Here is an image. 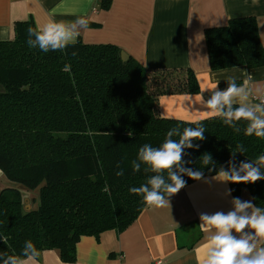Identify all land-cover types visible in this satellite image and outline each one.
I'll return each instance as SVG.
<instances>
[{"label":"trees","instance_id":"obj_1","mask_svg":"<svg viewBox=\"0 0 264 264\" xmlns=\"http://www.w3.org/2000/svg\"><path fill=\"white\" fill-rule=\"evenodd\" d=\"M99 6L108 9L110 0H100ZM29 27H36L32 18L16 21L13 38L0 41V172L38 191V200L30 199L27 210L31 192L0 188V253L19 255L31 240L40 253L55 250L62 262L74 263L82 236L98 239L104 231L121 232L148 207L129 192L150 175L143 167L132 170L139 148L159 147L171 128L195 126L160 116L157 98L195 95L199 86L190 68L148 69L131 57L122 60V50L111 44L78 39L63 51L30 48ZM203 34L211 71L264 67L254 17L232 18ZM198 121L205 139L194 140L199 148L185 149L183 159L191 161L185 167L203 171L204 178L227 170L230 161L238 168L264 154V139L244 135L246 122L237 125V133L219 118ZM241 143L246 150L233 156ZM205 153L214 161L211 171L212 165H202ZM121 169L124 175L117 176ZM183 179L186 185L197 181ZM228 186L234 198L247 189L252 203L264 208V180Z\"/></svg>","mask_w":264,"mask_h":264},{"label":"crops","instance_id":"obj_2","mask_svg":"<svg viewBox=\"0 0 264 264\" xmlns=\"http://www.w3.org/2000/svg\"><path fill=\"white\" fill-rule=\"evenodd\" d=\"M0 0V41L13 38L16 21L32 18L35 25L49 20H87L79 28L85 44H111L148 69L190 68L197 79L195 95L171 94L157 98L160 116L184 121L205 118L201 96L207 100L213 85L235 77H251L252 86L264 87V67L243 66L211 71L204 30L223 26L229 19L254 17L264 46V0ZM205 90V91H204ZM255 102V101H254ZM1 177V172H0ZM228 182L217 174L186 185L170 197V206H148L121 232L104 231L96 239L82 236L76 260L64 263L55 250L40 253L38 264H200L203 245L212 233L200 224V214L233 209ZM251 201L247 189L239 195ZM234 235H238L233 233Z\"/></svg>","mask_w":264,"mask_h":264},{"label":"clouds","instance_id":"obj_3","mask_svg":"<svg viewBox=\"0 0 264 264\" xmlns=\"http://www.w3.org/2000/svg\"><path fill=\"white\" fill-rule=\"evenodd\" d=\"M87 23L84 18H77L73 22L49 20L43 25L27 29V44L43 52L63 51L76 42L79 28L86 27ZM226 83L224 89L219 88V83L211 89H205L210 91L209 98L204 100L201 96L200 101L205 109V118H219L237 133L241 131L237 125L244 121L245 136L264 139V87H253L251 77L238 84L236 78L230 76ZM192 124L195 126L184 127L182 130L179 127L169 129L159 147L144 144L139 148L137 158L131 162L132 170L140 172L143 167V171L150 175L146 183L131 187L129 192L142 197L145 205L169 207L170 197L186 186L183 176L194 180L204 178L203 171L185 167L191 161L183 159L185 149L199 148L198 144H193L194 140L205 139L206 130L202 121H193ZM245 150L242 143L237 144L233 156ZM201 162L203 166L212 165L210 171L215 167L211 154H203ZM262 169L264 154L255 160L240 162L238 168L234 161H230L228 169L221 168L217 178L223 182L255 183L264 180ZM116 175L123 176V169ZM232 204L233 209L227 213L217 211L200 214V226L212 233L203 245L200 264H264V208L240 198H234ZM39 256L40 252L34 243L28 240L19 255L0 253V261L2 264H38Z\"/></svg>","mask_w":264,"mask_h":264},{"label":"rangeland","instance_id":"obj_4","mask_svg":"<svg viewBox=\"0 0 264 264\" xmlns=\"http://www.w3.org/2000/svg\"><path fill=\"white\" fill-rule=\"evenodd\" d=\"M5 187H15L18 188L22 191L23 195H27L29 192H31L30 197H26L25 200L28 201V204L30 205V199H34L37 196L38 200V191L32 192L27 190L26 188H23L22 186L18 185L17 183L11 182L8 179H6L4 176L0 178V188H5ZM25 208L28 210L30 208H27L26 202H25Z\"/></svg>","mask_w":264,"mask_h":264},{"label":"water","instance_id":"obj_5","mask_svg":"<svg viewBox=\"0 0 264 264\" xmlns=\"http://www.w3.org/2000/svg\"><path fill=\"white\" fill-rule=\"evenodd\" d=\"M121 58H122V60L126 61L128 59V55L125 52L121 51ZM0 92H4V89H3L1 84H0ZM25 202H26L27 208H30L28 201L25 200Z\"/></svg>","mask_w":264,"mask_h":264},{"label":"built area","instance_id":"obj_6","mask_svg":"<svg viewBox=\"0 0 264 264\" xmlns=\"http://www.w3.org/2000/svg\"><path fill=\"white\" fill-rule=\"evenodd\" d=\"M157 264H161V262H158Z\"/></svg>","mask_w":264,"mask_h":264}]
</instances>
